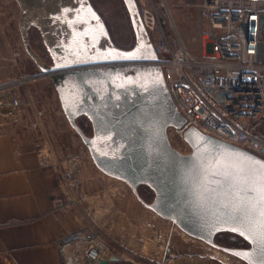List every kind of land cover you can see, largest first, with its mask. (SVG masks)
Here are the masks:
<instances>
[{
	"label": "water",
	"instance_id": "water-1",
	"mask_svg": "<svg viewBox=\"0 0 264 264\" xmlns=\"http://www.w3.org/2000/svg\"><path fill=\"white\" fill-rule=\"evenodd\" d=\"M17 0L21 15L19 28L23 45L42 72L50 75L62 110L75 132L87 146L96 167L104 174L126 182L137 196L139 185L149 187L154 198L144 203L160 217L172 221L187 235L203 240L247 264L235 255L252 252L253 245L232 225L215 213L221 200L235 193L223 183L221 173L232 166L246 168L242 155L264 161L256 154L199 131L194 126L182 134L188 153L172 147L167 130L178 128L184 117L171 101L150 37L142 24L135 0H124L136 43L123 58L109 39L101 19L88 2L71 0ZM69 2V0H67ZM62 6L65 17L50 18L47 10ZM65 19V20H64ZM94 24H93V23ZM38 25L53 57V65L39 61L27 37L28 24ZM84 27V28H82ZM75 32L67 34L66 31ZM88 33L96 55L77 36ZM106 41L101 46V42ZM143 54V55H141ZM145 63V64H144ZM108 64V67H99ZM92 123V136L85 135L75 123L77 115ZM243 195V193H241ZM139 199V197H138ZM141 200V199H139ZM219 232L241 237L246 247H226L215 243ZM117 260L113 255L100 264ZM259 253L254 256L258 264Z\"/></svg>",
	"mask_w": 264,
	"mask_h": 264
},
{
	"label": "rangeland",
	"instance_id": "rangeland-1",
	"mask_svg": "<svg viewBox=\"0 0 264 264\" xmlns=\"http://www.w3.org/2000/svg\"><path fill=\"white\" fill-rule=\"evenodd\" d=\"M14 1L19 7V12L13 5V1L0 0V12L2 19H4L2 22L7 25L5 26L7 30L19 27V24L16 26L18 23L16 18L19 19L21 15L20 5L17 0ZM51 1L53 2V0ZM154 1L155 4L159 5L160 0ZM84 2H88L101 19L113 46L121 53H129L135 46L136 37L124 0H84ZM167 2L178 28L194 27L195 30L198 28L200 21L197 19L196 10L193 7H185L183 2L177 5V0H167ZM54 4L53 2L52 5ZM65 4L74 7V2L71 0L69 2L64 1ZM61 8L62 6H59L54 10H47L46 15L50 18L65 17L61 14ZM159 11L164 14V7L159 6ZM66 32L68 34L75 31L72 28L71 31ZM7 34V39L11 41V45L17 44L22 50V37L18 38L17 41L11 36L17 34V31L8 30ZM27 37L28 43L39 61L47 66H52L53 57L46 45L42 28L29 23ZM149 37H151L154 45L157 36ZM77 40L86 44L87 52L96 55L94 45L88 41V33L78 34ZM105 43L106 41H103L100 44L106 46ZM26 60L29 63L27 69L29 84H34L37 88L41 87L36 90V93L34 92L39 102L30 100L31 95L29 94L27 96H11H19L25 102H30L31 109H34L36 103L40 112V115L38 112L36 113L37 116L42 117L45 126L52 124L53 126L50 127L55 128L53 132L43 134L39 143V153L43 163L52 170L55 181L59 185L61 196L62 190L67 193L66 197L63 195L61 198L65 199L66 206L77 218L78 230L73 234L86 232L102 245L107 252L106 255H113L117 258V260H109L107 264H247L203 240L187 235L172 221L160 217L147 208L144 203H151L154 198V193L149 187L139 185L136 196L126 182L101 172L94 164L87 146L67 120L50 75L42 72L29 54ZM34 67H36L35 73H33ZM51 91L55 95L53 104L46 95ZM51 105H54V109L56 111L58 109V113L62 114V123L67 126L66 134H63L61 122L57 119L54 121L49 119L51 118L49 114L53 111L50 108ZM84 116L78 118V123L83 128L85 135L92 136L93 130H91L88 118ZM167 135L175 149L183 153L190 151L189 145L180 140L173 130L168 129ZM87 161L91 164L94 172L89 179L86 177V168L84 170V164H87ZM53 167L58 170H54ZM57 172L63 177L68 173L70 177L64 178L65 180L61 182ZM96 174L101 179L97 178ZM60 243L58 248L60 259H62ZM215 243L226 247H246L248 245L241 237L230 232L217 233ZM69 244L65 250L72 253V248H74L76 255H79L82 247L72 242ZM61 264H63L62 260Z\"/></svg>",
	"mask_w": 264,
	"mask_h": 264
},
{
	"label": "built area",
	"instance_id": "built-area-1",
	"mask_svg": "<svg viewBox=\"0 0 264 264\" xmlns=\"http://www.w3.org/2000/svg\"><path fill=\"white\" fill-rule=\"evenodd\" d=\"M137 4L148 35L157 36L153 63L160 67L168 95L185 119L182 126L169 130L184 141V130L194 126L264 158V0H184L185 7L196 10V30L178 28L167 0ZM29 103L19 96L9 98L17 116L30 112ZM57 175L61 182L70 177ZM62 241L64 249L70 242L82 247L79 255L72 248L73 264H89L97 255H91L92 249L106 253L86 232ZM66 257L61 256L63 264H69Z\"/></svg>",
	"mask_w": 264,
	"mask_h": 264
},
{
	"label": "crops",
	"instance_id": "crops-1",
	"mask_svg": "<svg viewBox=\"0 0 264 264\" xmlns=\"http://www.w3.org/2000/svg\"><path fill=\"white\" fill-rule=\"evenodd\" d=\"M9 1H13L19 12L16 2ZM1 14L0 264H61L59 243L65 236L78 230L77 218L66 206L65 199L61 198L63 195L66 197L67 193L62 190L61 196L52 170L41 161L39 143L44 133H51L55 128L50 127L52 124L45 126L42 117L36 114L39 113L36 105L39 101L34 92L41 87L29 84L28 53L24 45L21 44L24 51L21 52L20 46L11 45L7 39V31L15 30L17 34L11 36L18 41L21 38L20 28L7 30ZM18 20L16 18V26ZM34 68L33 73L36 72ZM27 94L31 95L30 100L36 101L34 109L22 116L13 114L9 105L10 96ZM46 95L53 104V92ZM53 106L50 107L53 111L49 119L61 122L63 134H66L67 126L62 123L63 116ZM85 168L89 179L94 172L88 161L84 164Z\"/></svg>",
	"mask_w": 264,
	"mask_h": 264
},
{
	"label": "snow or ice",
	"instance_id": "snow-or-ice-1",
	"mask_svg": "<svg viewBox=\"0 0 264 264\" xmlns=\"http://www.w3.org/2000/svg\"><path fill=\"white\" fill-rule=\"evenodd\" d=\"M123 58H136L135 54H122ZM246 168L232 166L231 171L221 173L235 195L221 200L215 213L218 218L232 225L231 231L238 232L253 245L252 252H237L235 255L256 264L254 256L259 253L258 264H264V161L242 155ZM243 193V195H241Z\"/></svg>",
	"mask_w": 264,
	"mask_h": 264
},
{
	"label": "bare ground",
	"instance_id": "bare-ground-1",
	"mask_svg": "<svg viewBox=\"0 0 264 264\" xmlns=\"http://www.w3.org/2000/svg\"><path fill=\"white\" fill-rule=\"evenodd\" d=\"M136 1V0H135ZM184 0H180V1H178L177 0V2L178 3H182ZM164 3V2H163ZM136 4H137V2H136ZM165 4V3H164ZM137 7H138V5H137ZM139 10V9H138ZM140 15V14H139ZM141 19V18H140ZM142 21V20H141ZM142 24H143V22H142ZM143 26H144V24H143ZM145 27V26H144ZM146 29V28H145ZM146 31H147V29H146ZM148 33V32H147ZM151 40V39H150ZM151 43H152V41H151ZM152 45H153V43H152ZM153 48H154V46H153ZM154 50H155V48H154ZM168 131V130H167ZM168 136V135H167ZM169 139V138H168ZM188 145V144H187ZM172 147H173V145H172ZM174 148V147H173ZM177 150V149H176ZM179 151V150H178ZM180 152V151H179ZM181 153H183V152H181ZM86 236H90V235H88V234H86ZM85 238V237H84ZM61 243H63V242H61ZM60 251H62V255H68V257H66V258H64L65 260H66V262H69V264H73L72 263V261H73V259L71 258L72 256H71V254H70V252H67L63 247H61V245H60ZM96 252V250L95 249H92L91 250V255H96L95 257H92V258H94L92 261H90L89 262V264H97L98 263V261L100 260V259H108L109 258V256H111V255H106V253H95Z\"/></svg>",
	"mask_w": 264,
	"mask_h": 264
},
{
	"label": "flooded vegetation",
	"instance_id": "flooded-vegetation-1",
	"mask_svg": "<svg viewBox=\"0 0 264 264\" xmlns=\"http://www.w3.org/2000/svg\"><path fill=\"white\" fill-rule=\"evenodd\" d=\"M141 55H143V54H141ZM144 64H145V63H144ZM108 66H110V65H108V64H104V65L99 66V67H108ZM80 116H83V115H77V116L75 117V123H76L77 126L81 129V131H82L83 133H85L84 130H83V128H82V127L79 125V123H78V118H79ZM84 117H85V116H84ZM88 120H89V119H88ZM89 123H90L91 130H93L92 123H91L90 120H89Z\"/></svg>",
	"mask_w": 264,
	"mask_h": 264
}]
</instances>
